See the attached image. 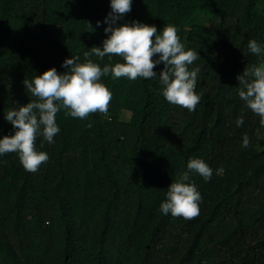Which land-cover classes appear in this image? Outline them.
I'll list each match as a JSON object with an SVG mask.
<instances>
[{"label":"trees","instance_id":"1","mask_svg":"<svg viewBox=\"0 0 264 264\" xmlns=\"http://www.w3.org/2000/svg\"><path fill=\"white\" fill-rule=\"evenodd\" d=\"M259 1L132 0L117 25H173L200 56L189 70L200 68L201 101L192 112L167 102L163 63L151 79L109 73L100 81L112 92L108 112L79 119L61 109L54 143L37 137L36 150L49 156L37 172L17 153L0 155V264H264V126L237 80L264 65ZM109 12L110 0H0V139L16 131L7 112L36 99L23 80L63 73L67 58L85 62L110 35ZM198 12L211 15L208 25L192 22ZM252 39L260 55L248 51ZM90 59L101 68L124 62ZM193 158L213 170L207 182L195 171L186 181L201 195L199 215L163 214L168 186Z\"/></svg>","mask_w":264,"mask_h":264},{"label":"clouds","instance_id":"2","mask_svg":"<svg viewBox=\"0 0 264 264\" xmlns=\"http://www.w3.org/2000/svg\"><path fill=\"white\" fill-rule=\"evenodd\" d=\"M110 7L111 12L104 20L108 25L104 31L110 35L104 39L102 48L93 46L85 51L83 63L78 62L79 56L65 59L62 67L67 71L63 73H58L53 67L32 80H23L26 91L36 99L9 110L5 115L6 121L16 131L14 135L0 139V155L17 153L26 171L37 172L49 160L46 152L36 150L37 137L43 136L49 144L54 143V137L60 131L56 115L61 109L66 110L65 116L79 119H86L97 112H108L112 92L100 81L102 76L109 73L113 78L126 77L132 81L137 78L151 79L157 77L154 69L163 63L164 67L158 76L163 86L162 95L172 105L189 112L195 111L201 101L195 91L200 68L189 70V66L200 57L198 53L185 50L173 25H165L159 32L155 25L138 20L117 25V21L131 12L132 0H110ZM99 25L100 21H97ZM247 48L253 55H260L262 51L254 39L249 40ZM93 55L101 60L105 56H119L124 62L114 66L106 64L101 68L90 59ZM157 55L158 58L154 59ZM237 80L242 86L238 91L240 99L260 117V125L264 126V65L244 68ZM243 122L241 115L236 120V126H242ZM249 144V137L245 134L242 147L246 148ZM193 171L206 182L213 174V170L202 159H189L187 171L181 173L167 188L166 200L159 206L163 214L170 213L173 217L186 220L199 215L201 195L194 183H186Z\"/></svg>","mask_w":264,"mask_h":264},{"label":"rangeland","instance_id":"3","mask_svg":"<svg viewBox=\"0 0 264 264\" xmlns=\"http://www.w3.org/2000/svg\"><path fill=\"white\" fill-rule=\"evenodd\" d=\"M258 7L259 8H263L264 7V0H260L258 3ZM211 17V15L209 13H202V12H198L194 15V17L192 18V22L196 25H208V21L209 18ZM124 116L126 117L127 114H124Z\"/></svg>","mask_w":264,"mask_h":264}]
</instances>
